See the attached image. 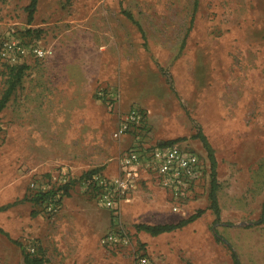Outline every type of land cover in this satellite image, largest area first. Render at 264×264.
<instances>
[{
  "label": "rangeland",
  "instance_id": "rangeland-1",
  "mask_svg": "<svg viewBox=\"0 0 264 264\" xmlns=\"http://www.w3.org/2000/svg\"><path fill=\"white\" fill-rule=\"evenodd\" d=\"M29 3L0 0V49L11 38L48 50L23 63L0 113V206L18 201L0 213V226L32 210L20 200L41 175L66 167L76 179L63 211L39 212L61 229L45 240L19 237L22 245L0 232V264H26L23 247L44 264H132L135 252L155 264H235L233 250L242 264H264V0H39L32 20ZM16 65L0 52V100ZM132 108L144 119L116 138ZM200 129L217 160L218 223L209 207L212 163L194 137ZM172 140L203 157L202 178L183 209L203 214L148 240L135 226L155 219L122 212L133 243L105 247L101 237L115 221L80 177L116 174L127 148ZM152 200L167 202L149 180L129 202Z\"/></svg>",
  "mask_w": 264,
  "mask_h": 264
},
{
  "label": "built area",
  "instance_id": "built-area-1",
  "mask_svg": "<svg viewBox=\"0 0 264 264\" xmlns=\"http://www.w3.org/2000/svg\"><path fill=\"white\" fill-rule=\"evenodd\" d=\"M0 52L4 60L14 65L26 63L30 56L44 58L48 55V50L38 42L26 45L11 38L5 41ZM143 119V112L139 108H132L122 116L114 136L122 137ZM205 167L201 153L177 141L138 144L127 148L120 156V170L116 174L95 171L82 175L79 179L81 184L95 194L102 207L111 211L115 221L113 227L101 237V243L111 249L133 243L131 235L120 222V216L123 203L132 201L144 182L152 181L164 192L170 207L174 211H181L186 205V198L200 183ZM75 177L74 172L63 167L52 176L41 175L37 181L32 182L31 193L61 187L43 203L44 212L55 214L68 195L63 185L70 184V192ZM132 264L155 262L150 254L135 252Z\"/></svg>",
  "mask_w": 264,
  "mask_h": 264
},
{
  "label": "trees",
  "instance_id": "trees-1",
  "mask_svg": "<svg viewBox=\"0 0 264 264\" xmlns=\"http://www.w3.org/2000/svg\"><path fill=\"white\" fill-rule=\"evenodd\" d=\"M38 3H39V0H30L29 5L27 6L28 11H29V19L30 20H32L34 15H35V12H36L37 7H38ZM124 13L128 17H130L131 19L134 20V15L132 14L131 11L124 9ZM25 66H27V65L26 64H20V65L13 66V67H18L17 73H16L14 79L12 80L10 86L6 90L5 94L3 95L2 99L0 100V113L6 107L12 93L14 92L19 80L21 79V77L23 75V67H25ZM194 137H198L203 141V144L208 151V154H209V157H210V160L212 163V179H211V189H210V193H209L211 203H210L209 207L211 209H213V211L215 212V215H216L215 223H218L221 221L222 213H221V207H220L219 195H218L220 184H219V180L217 177V160H216V156H215L214 147L212 146V144L208 140L206 134L201 129L199 130V132ZM169 142H176V140H172ZM163 143H168V142H163ZM92 172H95V170L89 171L85 174H90ZM63 187H65V189H67V194L69 195L70 194V192H69L70 184H67V185L65 184V185H63ZM60 188L61 187L52 188V189L47 190L45 192L40 191V192H35V193H27L20 201H31L34 204V206L37 207V208L35 207L33 209V214H37V213L43 211L44 201L49 196L56 194L57 190ZM17 202L18 201H16L15 203H17ZM15 203L0 206V211L11 207ZM39 207H41V208H39ZM203 212H204V209H199L197 212L193 213L188 218L182 219L179 222H175V223L150 224V223L141 222V223H137L136 227L138 230H145L147 232L152 233L153 235H158V234L165 232V231H172V230L181 228V227L195 221L196 219H198L203 214ZM0 232L6 234L8 237L13 239L10 236V233L8 231H6L4 228L0 227ZM219 238H221V237L219 236ZM13 241L21 244L17 239H13ZM23 250H24V258H25L26 264H44V261L42 260L41 257L33 256L32 254L26 252L24 247H23ZM233 258H234L235 264H242L238 254L234 250H233Z\"/></svg>",
  "mask_w": 264,
  "mask_h": 264
},
{
  "label": "crops",
  "instance_id": "crops-1",
  "mask_svg": "<svg viewBox=\"0 0 264 264\" xmlns=\"http://www.w3.org/2000/svg\"><path fill=\"white\" fill-rule=\"evenodd\" d=\"M79 172L82 175V172L81 171H79ZM64 201L66 204V199ZM31 203L32 202H30V204ZM65 204H64L63 208L61 209L62 211L64 210ZM32 205H34V204L32 203ZM12 207H14V206H11L5 210L0 211V213L8 211ZM33 207L34 206H32V210L30 209L28 211L25 218L13 216L12 217L13 218L12 226H9L7 228L4 226L2 228H4L6 231H8L10 233V235L12 237H14L15 239H19V237H21L22 240L28 239L27 241H31L32 239L35 240V238H37V239L42 238L44 240L47 239V234L49 232H51L53 229H55L57 231L58 228H55L54 226H52V224H48L45 221H43L41 213L33 214V209H34ZM12 212H14V210ZM122 212H124L125 214H128V213L130 214V212H131L135 216H142L144 219H150V218L152 220L155 219L154 220L155 222H153V221L145 222V223H150V224H159V223L164 222V219L162 217H166V215L170 216L173 214V215L178 216L177 220H174V222H179L180 221L179 219L182 220V219L189 217V216L184 215V212H185L184 210L171 212L170 208L167 205V202L163 203L161 200H158V201L152 200L149 202L147 201L146 203L141 202V203H139V205H137V203L133 204L130 202L129 203H123L121 213ZM143 221H146V220H143ZM164 223H166V222H164ZM189 224H187V225H189ZM187 225H185V226H187ZM185 226H183V227H185ZM59 227L61 229L62 226H59ZM183 227H181V228H183ZM135 228H136V231L139 233L140 237H144V239H148V240L151 239L152 237H156V236H161L163 239H165L168 237V234L170 232H174L175 230H177V229H175L172 231H165V232H162L158 235H153L152 233L147 232L145 230H138L136 226H135ZM60 229H58V230H60ZM178 229H180V228H178Z\"/></svg>",
  "mask_w": 264,
  "mask_h": 264
}]
</instances>
